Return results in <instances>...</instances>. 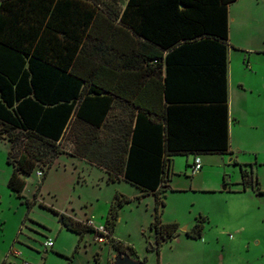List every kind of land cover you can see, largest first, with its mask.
Here are the masks:
<instances>
[{"label": "trees", "instance_id": "16d2710c", "mask_svg": "<svg viewBox=\"0 0 264 264\" xmlns=\"http://www.w3.org/2000/svg\"><path fill=\"white\" fill-rule=\"evenodd\" d=\"M233 1L0 0V141L8 143V187L21 198L36 167L46 176L65 152L61 140L73 121L80 134L110 141H73L70 154L104 168L110 180L121 177L154 194L150 228L157 239L175 237L177 223H163L158 212L160 194L170 188L172 157L229 152ZM148 75L164 100L158 110L135 97ZM121 101L139 108L134 124L132 113L121 125L111 115ZM102 130L113 135L101 136ZM240 172L243 187H258L249 170ZM123 201L117 197L107 212L109 242ZM61 219L80 236L93 232L63 214ZM201 232L195 223L186 234L197 238Z\"/></svg>", "mask_w": 264, "mask_h": 264}, {"label": "rangeland", "instance_id": "374dc122", "mask_svg": "<svg viewBox=\"0 0 264 264\" xmlns=\"http://www.w3.org/2000/svg\"><path fill=\"white\" fill-rule=\"evenodd\" d=\"M229 12L231 154L199 155L204 161L195 173L186 165L192 155L173 157L170 188L160 194L158 212L163 223H177L178 234L152 247L154 194L121 177L110 180L104 168L74 155H60L45 177L35 174L36 167L17 197L7 185L8 143L0 141V264H111L117 248L142 264H264V0L234 1ZM61 145L75 151L73 141ZM241 167L258 187H243ZM117 197L124 201L113 242L99 243L91 231L80 236L61 221L63 214L104 223ZM195 223L202 224L197 238L186 234ZM48 239L53 246L45 249Z\"/></svg>", "mask_w": 264, "mask_h": 264}, {"label": "crops", "instance_id": "0c3cea01", "mask_svg": "<svg viewBox=\"0 0 264 264\" xmlns=\"http://www.w3.org/2000/svg\"><path fill=\"white\" fill-rule=\"evenodd\" d=\"M235 1H237V0H235ZM233 2H231V3H233ZM229 5H228V22H229V15H230ZM233 45L235 46L236 44L233 43ZM235 47H238L237 49L242 50L241 48H239V46H235ZM230 58L232 59V53L231 52H230ZM153 62L154 61H149V63H153ZM143 65H145V63H143ZM146 82H147V85H145ZM150 82H152V77L150 75L146 76L143 79L141 78L139 88L135 91V97L140 99V101H141V103L143 105H147V106H149V108H152L153 110H155V109L158 110V108H162V106L164 104V100H163V98H161V99L158 98L157 94L154 91L153 83H150ZM148 84H149V87H148ZM232 88H233V71H232L231 66L229 68V44H228V49H227V104H228V144H229V152L226 153V154H231L230 141H231V138H232V123H233L232 122V120H233ZM138 111H139V108H137V106H131L127 102L121 101V102H119V105L117 106V108L112 110V114L111 115H115V120H116L117 124L121 125L123 121L127 120V114L132 113L134 115L133 116V124H134L135 123V115H136V113ZM111 118H112V116H111ZM75 124L76 123H74L73 121L70 123L68 129L66 130V134L64 135V137H63V139L61 141H65V140L66 141H110V139L108 137L107 138L97 139V140H92V139L84 136L83 134H80L79 130H77V128H75V127H77V125H75ZM100 133H101V136H104V134H105V136L107 134V136H109V137L113 135V131L112 130H102ZM70 153H71L70 151L65 149L64 153L59 154L55 158L54 164L52 165V167H55L60 155H62V154L74 155V154H70ZM222 155H225V154H222ZM74 156H76V155H74ZM78 157L81 160H86L85 158H82L80 156H78ZM173 157H172V165H171L172 173L170 174V177L173 174V166L175 165ZM199 159H200V157H199ZM230 160H231V158L228 159V161H230ZM202 161H204V160L200 159L201 168H202V165H203ZM199 170H201V169H199ZM35 174H36V172H35ZM170 177H169V180L167 182V185H168V183L170 181ZM71 219L76 220V221H80L78 218H73L72 217ZM101 224H104V223H101ZM111 237H112V235H111Z\"/></svg>", "mask_w": 264, "mask_h": 264}, {"label": "built area", "instance_id": "2783aa9c", "mask_svg": "<svg viewBox=\"0 0 264 264\" xmlns=\"http://www.w3.org/2000/svg\"><path fill=\"white\" fill-rule=\"evenodd\" d=\"M192 173H195L201 168V162L198 156H195L190 163V166ZM37 176H42L41 170L36 171ZM83 225L91 227L93 229V234L95 237V240L99 243H105L110 241V231L104 224L96 225L94 224L90 219L80 221ZM53 242L51 239H48L44 242L45 249L52 247ZM26 264V263H24Z\"/></svg>", "mask_w": 264, "mask_h": 264}, {"label": "water", "instance_id": "95a60500", "mask_svg": "<svg viewBox=\"0 0 264 264\" xmlns=\"http://www.w3.org/2000/svg\"><path fill=\"white\" fill-rule=\"evenodd\" d=\"M182 7V4H180ZM28 178V177H26ZM222 189H226V186H222ZM157 243L155 242L152 247L156 246ZM150 246V248H152ZM111 264H142V260L132 258L130 255H128L126 252H118L117 255L114 257V260Z\"/></svg>", "mask_w": 264, "mask_h": 264}, {"label": "flooded vegetation", "instance_id": "af4514ba", "mask_svg": "<svg viewBox=\"0 0 264 264\" xmlns=\"http://www.w3.org/2000/svg\"><path fill=\"white\" fill-rule=\"evenodd\" d=\"M156 240H157V242H158L159 238H158V239L156 238ZM157 242H156V243H157ZM118 252H122V251H121L120 249H117V250H116V255H117ZM116 255H115V256H116Z\"/></svg>", "mask_w": 264, "mask_h": 264}]
</instances>
